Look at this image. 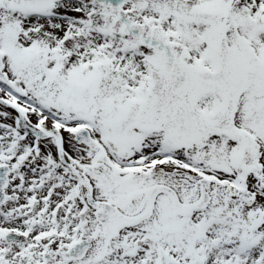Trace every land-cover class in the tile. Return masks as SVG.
I'll return each mask as SVG.
<instances>
[{"label": "snow or ice", "instance_id": "6c2138e0", "mask_svg": "<svg viewBox=\"0 0 264 264\" xmlns=\"http://www.w3.org/2000/svg\"><path fill=\"white\" fill-rule=\"evenodd\" d=\"M0 264H264V0H0Z\"/></svg>", "mask_w": 264, "mask_h": 264}]
</instances>
